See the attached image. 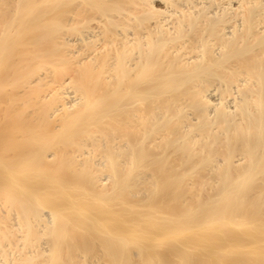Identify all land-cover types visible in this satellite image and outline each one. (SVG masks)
Instances as JSON below:
<instances>
[{
    "label": "bare ground",
    "instance_id": "obj_1",
    "mask_svg": "<svg viewBox=\"0 0 264 264\" xmlns=\"http://www.w3.org/2000/svg\"><path fill=\"white\" fill-rule=\"evenodd\" d=\"M0 264H264V0H0Z\"/></svg>",
    "mask_w": 264,
    "mask_h": 264
}]
</instances>
